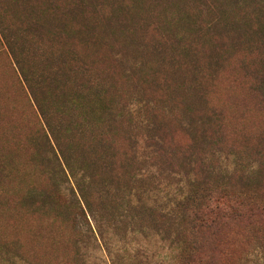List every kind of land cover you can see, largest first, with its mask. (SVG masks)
I'll use <instances>...</instances> for the list:
<instances>
[{"label":"rangeland","instance_id":"374dc122","mask_svg":"<svg viewBox=\"0 0 264 264\" xmlns=\"http://www.w3.org/2000/svg\"><path fill=\"white\" fill-rule=\"evenodd\" d=\"M0 16L69 161L0 37V264H181V208L196 178L183 153L196 124L208 135L195 132L192 169L221 178L261 168L246 201L264 206V0H0ZM86 84L132 103L131 141L118 131L96 142L94 120L67 102ZM205 90L223 113L207 126ZM147 104L177 143L171 157L150 146ZM84 175L91 208L78 189ZM45 190L54 201L44 203ZM230 214L222 264H264V213Z\"/></svg>","mask_w":264,"mask_h":264},{"label":"trees","instance_id":"16d2710c","mask_svg":"<svg viewBox=\"0 0 264 264\" xmlns=\"http://www.w3.org/2000/svg\"><path fill=\"white\" fill-rule=\"evenodd\" d=\"M55 6L56 5H53L52 3V8L49 7L50 10L56 8ZM5 21L6 19L1 18L0 16L1 40L7 46L22 78L26 79L29 90L39 106L41 114L49 126V130L52 132L54 145L56 144L55 146L63 155L64 161H66L67 164L69 161L63 152L62 146H64V144L63 141L60 142V137L58 135L59 130L55 129L56 127L53 125L52 119L50 118L51 114L44 108L43 100L38 96L36 85L29 77L31 75H29L25 65V51L19 47L17 40L9 33V26L6 25ZM21 21L24 22V20ZM60 28L64 29V25L58 26V30L62 32ZM34 31L35 32L31 33H34L37 38L43 37V35H40L42 33H37L38 30ZM50 31L53 33L52 30ZM65 33L67 34V27H65ZM53 35L58 36L55 32ZM57 73V71H53L50 80H53ZM93 84H86L85 88H83L84 85L81 86L80 91L78 90L76 95L70 97L67 102L71 104L73 110H78V112L80 110V116L83 121L89 119L94 120L97 126L95 130L96 142L101 145L105 143L107 144L109 139L117 136L118 131H124L125 138H127L128 141L129 139L131 141L129 130L131 129L135 118L132 103L131 105L128 103L123 106L119 105L121 103H112L113 100L111 101L109 97L104 94L105 92H103V90L94 87ZM94 90H96L95 96L90 94V92ZM262 94L264 96L263 92ZM203 97H205L206 106L202 108V111L204 112L201 113L199 121L202 120V124L207 126L211 124L212 119H218L223 113L218 106L207 105L210 103V100L206 90L203 93ZM153 109L148 104L145 105V109H143L146 126L152 128L155 132V135L150 137L152 140L150 141V146H161L160 152H166L168 156L171 157L173 153L171 154L169 151L170 149L178 151L176 146L177 143H175V141L169 136V133L164 127H162L161 121H158L156 115L157 108L154 106ZM198 125L199 124H196L195 131L191 132L195 136L193 147L192 140L191 148H188V150L183 153L188 160V164H190L189 172L192 171L196 178L195 181L191 183V188L185 197L181 208L178 232L180 246L177 248L179 254L178 257L181 264H222L223 259L228 254L222 242V237L226 236L227 232L223 230L230 227L233 224L234 219L226 216V213H231L229 216H240L242 213L251 215H255L256 212L264 213V206L246 201V198H250L248 195H255V191L250 189V187L248 189V185L250 182L255 181V176H258L260 173L259 169H262H253L252 174L248 170H244V167L240 168L236 166L235 170L223 171V174L221 175L222 177L219 178L214 176L215 173L213 172V168L211 169L210 166H208L206 167L207 172L205 175L199 174V172H202L201 169H197L196 167L192 169L191 166L195 150H197V147L201 143L200 137H202L201 135H196V133L205 134V137L208 134L207 127ZM66 130L68 133L72 132V128L70 127H67ZM87 131H89L87 128L83 129V133ZM57 149L55 150L54 148L56 153ZM126 154H129L133 158V149L130 153L129 150H127L125 152V155ZM7 167L8 164L5 161L0 160V180L1 177L7 173ZM195 171L197 173H195ZM84 176L82 183H78V189L86 208H91V205H93L92 196L94 194V191L91 189L92 181H90V176ZM252 178L253 180L251 181ZM242 182L246 184L243 185ZM32 192L33 191L28 195L29 198L34 196ZM56 195L58 194L49 190H45L41 193L44 203H47L50 200L54 201ZM262 229L264 230V227H262ZM261 238V241L264 244V235H262ZM27 262L35 264L30 261Z\"/></svg>","mask_w":264,"mask_h":264}]
</instances>
